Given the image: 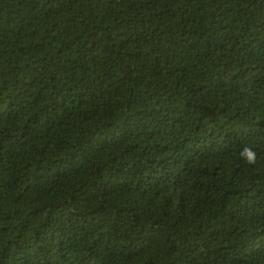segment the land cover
<instances>
[{
  "label": "trees",
  "instance_id": "16d2710c",
  "mask_svg": "<svg viewBox=\"0 0 264 264\" xmlns=\"http://www.w3.org/2000/svg\"><path fill=\"white\" fill-rule=\"evenodd\" d=\"M0 264H264V0H0Z\"/></svg>",
  "mask_w": 264,
  "mask_h": 264
},
{
  "label": "clouds",
  "instance_id": "9594fccd",
  "mask_svg": "<svg viewBox=\"0 0 264 264\" xmlns=\"http://www.w3.org/2000/svg\"><path fill=\"white\" fill-rule=\"evenodd\" d=\"M239 158L249 165L256 163L257 153L252 146L245 143L238 153Z\"/></svg>",
  "mask_w": 264,
  "mask_h": 264
}]
</instances>
